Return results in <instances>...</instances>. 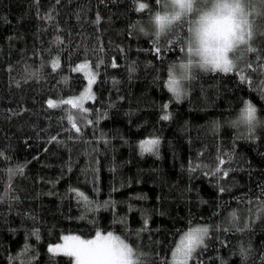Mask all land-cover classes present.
I'll return each mask as SVG.
<instances>
[{
    "label": "trees",
    "instance_id": "obj_1",
    "mask_svg": "<svg viewBox=\"0 0 264 264\" xmlns=\"http://www.w3.org/2000/svg\"><path fill=\"white\" fill-rule=\"evenodd\" d=\"M158 6L0 0V264H72L49 244L97 229L171 264L195 225L209 238L187 264H264V128L230 126L245 101L264 116V74L246 69L264 57V9L250 15L257 52L240 46L229 73L196 72L177 100L168 68L185 55L187 24L141 35ZM82 60L96 72L93 97L61 104L85 83ZM149 139L159 144L143 151Z\"/></svg>",
    "mask_w": 264,
    "mask_h": 264
},
{
    "label": "clouds",
    "instance_id": "obj_2",
    "mask_svg": "<svg viewBox=\"0 0 264 264\" xmlns=\"http://www.w3.org/2000/svg\"><path fill=\"white\" fill-rule=\"evenodd\" d=\"M159 6L152 11L142 26H137L141 35L167 38L175 33L177 26L187 24V36L183 43L185 55L170 63L168 71L180 89H184L196 72L208 73L213 70V60L232 39L239 35L237 25L255 12L250 0H159ZM247 29V26H246ZM232 51L240 46L233 39ZM255 109V118L248 120L246 105L242 104L230 120V126L247 130L264 128V116ZM133 258H135V253Z\"/></svg>",
    "mask_w": 264,
    "mask_h": 264
},
{
    "label": "snow or ice",
    "instance_id": "obj_3",
    "mask_svg": "<svg viewBox=\"0 0 264 264\" xmlns=\"http://www.w3.org/2000/svg\"><path fill=\"white\" fill-rule=\"evenodd\" d=\"M159 3V0H156ZM257 2L259 3V7L264 9V0H250L251 5L256 8ZM149 7L146 3H140L137 11L147 9ZM100 17L97 16V21H99ZM247 26V29H246ZM237 28L239 29V35L233 33L232 39L226 41L225 46L219 51L216 57L213 60V70L223 73H229L234 70H238V65L234 61V59L229 58V51L233 48V39H237L239 41L240 46H247V51L255 53L257 49L252 47L249 43L253 36V27L252 24H249L247 19L241 21ZM237 47L234 51H232V57L236 53V51L240 48ZM183 51V49H181ZM155 52L159 54L161 49L159 47L155 48ZM264 52V49L261 50ZM256 60L258 63L249 62L246 64V69L249 70V75H252L253 72L264 74V57L261 55L256 56ZM115 66V65H114ZM55 67V65H54ZM241 81L245 80L243 75L240 76ZM91 83V81H90ZM169 90L175 95L176 99L179 100L182 95V90L177 86L176 81L171 77L168 81ZM90 95V89L88 92ZM86 98L85 94H82L75 101L67 100L61 101V104H72L73 107L82 106L83 100ZM49 107L55 108L57 107V103L53 100H48ZM246 112L248 120L251 121L255 118L256 109L252 106L251 103L245 101ZM165 109L168 107L167 104L163 106ZM86 111V110H85ZM164 120H168L169 116L164 115L162 117ZM91 123V121H89ZM73 127H76L75 124ZM254 127L249 126L248 131L254 132ZM76 131L79 132L80 129L76 128ZM56 137H53L52 140H55ZM159 140H148L141 142V148L143 151H152V146L158 145ZM219 163H224L223 160H220ZM195 170V169H193ZM216 172H219V168L216 169ZM215 174V173H213ZM224 175H227L225 172ZM221 192L225 191L224 188L220 189ZM264 194V192H262ZM83 196V194H80ZM84 203L86 206V213L88 211H94L91 207L90 201L87 198H84ZM105 206H107V202H105ZM235 216V213L232 214ZM240 230V229H237ZM38 237V233H34ZM209 238V227H190L188 231L184 232L181 237L180 243L177 246V252L181 253L183 259L178 262V264H187L189 260L195 261L198 256V249L202 247H206V239ZM65 243L63 245L57 244L55 246H49V252H63L64 255L74 258L75 264H168L167 258L163 261L151 260L147 254H145L142 250H140L137 245L135 248L130 244L126 243L125 240L121 239L119 236H114L113 232L108 231L107 234H102L100 230L95 231L94 237L91 239H81L79 236H65L63 237ZM243 251V250H242ZM135 253V258H133ZM195 254V255H194ZM176 252H173V258L175 259Z\"/></svg>",
    "mask_w": 264,
    "mask_h": 264
},
{
    "label": "rangeland",
    "instance_id": "obj_4",
    "mask_svg": "<svg viewBox=\"0 0 264 264\" xmlns=\"http://www.w3.org/2000/svg\"><path fill=\"white\" fill-rule=\"evenodd\" d=\"M239 53V51H238ZM235 55V54H234ZM234 55H233V59H234ZM74 70L75 71H78L80 73L83 74L84 78H85V83L82 87V89L77 93V94H73V95H69V96H66L65 98H63L62 100L63 101H67V100H73L75 101L78 97H80L82 94H85L86 95V98L83 100L82 102V106L80 107H84L86 102L88 100H91L92 97H93V82L95 80V77H96V72L95 70L92 68V66L90 65V63L86 60H82L80 62H78L75 66H74ZM172 77V76H171ZM170 79V73L168 74V77H167V85H168V81ZM91 81V83H90ZM89 89H90V95H88V92H89ZM182 90V89H181ZM72 105V104H71ZM149 140H152V139H149ZM144 141H148V140H144ZM199 227L198 225H195L193 226L192 228H197ZM188 231V230H186ZM185 231V232H186ZM102 234H107V233H102ZM184 234V233H183ZM183 234L179 237V239L177 240V243L175 244L174 248H173V251H172V254H171V264H178L179 261H181L183 259V256L181 253L177 252V246L179 245L180 243V240H181V237L183 236ZM65 236H69V237H72V236H77L75 234H65L62 236L61 240L60 241H57L55 243H51L49 244V246H55L57 244H60V245H63L65 243L63 237ZM80 237V236H79ZM94 237V236H93ZM81 239H84L82 237H80ZM92 238V237H91ZM91 238H88V239H91ZM173 252H176V256H175V259L173 258ZM53 253H63V252H53ZM72 259V264H75V261H74V258H71Z\"/></svg>",
    "mask_w": 264,
    "mask_h": 264
}]
</instances>
